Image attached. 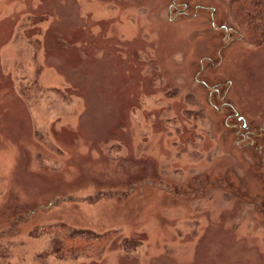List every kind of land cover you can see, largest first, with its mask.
<instances>
[{"label":"rangeland","instance_id":"1","mask_svg":"<svg viewBox=\"0 0 264 264\" xmlns=\"http://www.w3.org/2000/svg\"><path fill=\"white\" fill-rule=\"evenodd\" d=\"M234 1L0 0V264H264V43ZM56 227L109 239L62 257Z\"/></svg>","mask_w":264,"mask_h":264},{"label":"trees","instance_id":"2","mask_svg":"<svg viewBox=\"0 0 264 264\" xmlns=\"http://www.w3.org/2000/svg\"><path fill=\"white\" fill-rule=\"evenodd\" d=\"M234 9H237L244 19L240 21V42L257 47L262 45L264 43V0H235ZM194 83L199 85L197 77H195ZM200 84V86L206 88L204 83L201 82ZM233 84V82H230L231 88L234 86ZM177 90L174 89L173 91L177 92ZM244 120L246 119L242 118L241 121ZM244 123L246 122L244 121ZM207 180L208 178H203V176L195 180L197 181L196 185H199L196 187L197 192L201 189L200 183ZM231 196L238 199L236 192L232 193ZM53 230L55 233L52 234L51 239L54 237V242H57L60 256L67 258L98 253L103 247V242L109 239L90 230H77L66 227H56Z\"/></svg>","mask_w":264,"mask_h":264}]
</instances>
